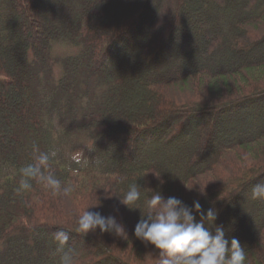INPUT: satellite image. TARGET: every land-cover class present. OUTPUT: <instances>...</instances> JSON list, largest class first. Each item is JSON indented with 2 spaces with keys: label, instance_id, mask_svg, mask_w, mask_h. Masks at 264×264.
Wrapping results in <instances>:
<instances>
[{
  "label": "trees",
  "instance_id": "1",
  "mask_svg": "<svg viewBox=\"0 0 264 264\" xmlns=\"http://www.w3.org/2000/svg\"><path fill=\"white\" fill-rule=\"evenodd\" d=\"M57 43L77 51L54 84ZM69 133L85 136L79 163ZM44 152L67 195L35 180L17 191ZM259 183L264 0H0V264H60L59 230L73 264H157L133 235L152 192L214 209L246 264H264ZM133 184L129 210L120 199ZM86 208L115 216L124 235L77 233Z\"/></svg>",
  "mask_w": 264,
  "mask_h": 264
},
{
  "label": "clouds",
  "instance_id": "2",
  "mask_svg": "<svg viewBox=\"0 0 264 264\" xmlns=\"http://www.w3.org/2000/svg\"><path fill=\"white\" fill-rule=\"evenodd\" d=\"M55 153H39L34 162L20 169L21 179L18 192L29 190L31 181L41 183L53 196L67 195L70 187H62L61 181L50 171V157ZM47 171V174H46ZM153 194L144 204L143 216L134 227L136 239L151 245L156 252L157 264H246L247 253L240 241L226 238L225 229L215 226L217 213L209 208L202 211L199 201L191 208L177 197L165 199L159 192ZM137 184L120 199V204L129 210L140 200ZM251 198L264 201V183L253 186ZM94 206H99L98 203ZM89 208V207H88ZM86 208L76 219L75 231L83 236L95 233H114L124 235V226L118 223L115 216H104L98 211ZM196 214L200 219H196ZM57 242L56 253L60 264H73L72 249L67 248L69 234L63 230L54 233Z\"/></svg>",
  "mask_w": 264,
  "mask_h": 264
},
{
  "label": "rangeland",
  "instance_id": "3",
  "mask_svg": "<svg viewBox=\"0 0 264 264\" xmlns=\"http://www.w3.org/2000/svg\"><path fill=\"white\" fill-rule=\"evenodd\" d=\"M77 50H74V48H70L66 45L63 44H59L57 43V45H53V54L52 57L55 58L57 57V62L55 63V59H53L51 61V70H50V77L52 78L53 83H57V80L62 76V70L60 68V65L58 64L59 61L62 60V58L64 56H71V55H75ZM43 73H40V77H43ZM70 134V139L69 141H67V139H64L67 143L66 146H64L65 151L68 152L69 155V160L73 159L75 161H78L79 159H81V157L83 156V146L84 141H85V136L84 134H78V133H69ZM55 135H62L61 133H55ZM84 139V140H83ZM89 145V144H88ZM80 161L76 162L79 163ZM244 204H242V206L240 207V210H242L244 208ZM229 222V221H227Z\"/></svg>",
  "mask_w": 264,
  "mask_h": 264
}]
</instances>
